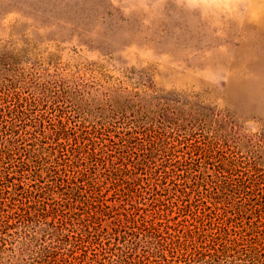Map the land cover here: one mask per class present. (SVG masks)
I'll return each mask as SVG.
<instances>
[{
	"label": "rangeland",
	"instance_id": "374dc122",
	"mask_svg": "<svg viewBox=\"0 0 264 264\" xmlns=\"http://www.w3.org/2000/svg\"><path fill=\"white\" fill-rule=\"evenodd\" d=\"M62 178L104 228L264 232V0H0V191Z\"/></svg>",
	"mask_w": 264,
	"mask_h": 264
},
{
	"label": "trees",
	"instance_id": "16d2710c",
	"mask_svg": "<svg viewBox=\"0 0 264 264\" xmlns=\"http://www.w3.org/2000/svg\"><path fill=\"white\" fill-rule=\"evenodd\" d=\"M115 85L111 91L126 92L138 109L152 101L164 104L167 98L154 89ZM10 183L0 191V264H264L260 230L252 234L250 228L225 225L181 232L153 214L142 219L141 214L115 217L109 229L95 221L102 210L89 211L85 218L75 216L70 202L75 186L69 178L26 189ZM57 191L60 196L53 198ZM83 199L89 203V198ZM130 228H141L144 234L139 238L137 231L133 237Z\"/></svg>",
	"mask_w": 264,
	"mask_h": 264
}]
</instances>
